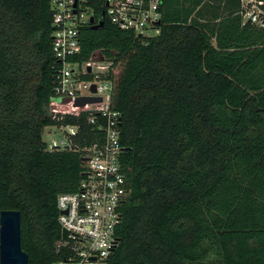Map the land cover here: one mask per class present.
Masks as SVG:
<instances>
[{"label":"trees","instance_id":"trees-1","mask_svg":"<svg viewBox=\"0 0 264 264\" xmlns=\"http://www.w3.org/2000/svg\"><path fill=\"white\" fill-rule=\"evenodd\" d=\"M239 8L163 0L147 40L107 17L82 30L71 59L100 49L112 60L121 112L129 196L107 264H264V29ZM54 64L50 0H0V211L22 212L29 264L64 258L57 199L78 189L85 164L45 149L44 126L61 123L49 112Z\"/></svg>","mask_w":264,"mask_h":264},{"label":"built area","instance_id":"built-area-1","mask_svg":"<svg viewBox=\"0 0 264 264\" xmlns=\"http://www.w3.org/2000/svg\"><path fill=\"white\" fill-rule=\"evenodd\" d=\"M50 6L55 84L49 112L61 123L46 125L43 130L54 127L62 138L44 140L45 149L80 152L85 160L78 189L58 195L61 239L57 245L65 250L58 264H107L119 244L116 229L129 196L121 164V112L111 105L113 62L100 49L83 62L71 57L81 51L82 30L105 17L136 38L147 40L159 34L163 0H50ZM238 12L244 23L264 29V0H240ZM81 97L96 100L80 103ZM67 116L79 123L62 122ZM82 116L93 133H80ZM89 137L90 142H80ZM63 229L68 232L66 238Z\"/></svg>","mask_w":264,"mask_h":264},{"label":"water","instance_id":"water-1","mask_svg":"<svg viewBox=\"0 0 264 264\" xmlns=\"http://www.w3.org/2000/svg\"><path fill=\"white\" fill-rule=\"evenodd\" d=\"M94 22V18L91 19ZM104 25V20L91 25L98 28ZM96 100L94 97H81L78 102ZM68 232L62 231L66 238ZM0 264H29V255L22 246V212L17 209L0 211Z\"/></svg>","mask_w":264,"mask_h":264},{"label":"rangeland","instance_id":"rangeland-1","mask_svg":"<svg viewBox=\"0 0 264 264\" xmlns=\"http://www.w3.org/2000/svg\"><path fill=\"white\" fill-rule=\"evenodd\" d=\"M42 137L46 142H50L53 138H62V133L60 130H56L54 127H52L51 130H43Z\"/></svg>","mask_w":264,"mask_h":264}]
</instances>
